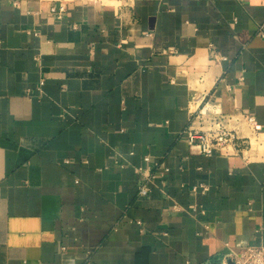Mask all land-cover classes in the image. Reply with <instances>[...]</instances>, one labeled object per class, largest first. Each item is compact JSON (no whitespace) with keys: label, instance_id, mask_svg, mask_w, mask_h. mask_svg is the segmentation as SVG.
<instances>
[{"label":"crops","instance_id":"1","mask_svg":"<svg viewBox=\"0 0 264 264\" xmlns=\"http://www.w3.org/2000/svg\"><path fill=\"white\" fill-rule=\"evenodd\" d=\"M58 1L0 0V264L264 244V0ZM219 124L236 144L188 145Z\"/></svg>","mask_w":264,"mask_h":264},{"label":"built area","instance_id":"2","mask_svg":"<svg viewBox=\"0 0 264 264\" xmlns=\"http://www.w3.org/2000/svg\"><path fill=\"white\" fill-rule=\"evenodd\" d=\"M64 0H59L57 4H53L50 7V12L56 17L61 18L63 12L65 11ZM261 36H264L263 32H260ZM40 83L42 81L40 80ZM187 136L188 145H195L198 151L205 155H211L214 151L220 150L226 144L231 141L236 144L234 136L227 130L225 127L220 124L215 128L209 129H196L186 127L184 129ZM144 160H148V156H144ZM167 167H163L161 173L167 171ZM136 171L139 173V178L136 183V190L138 195L145 196L149 193L150 182L155 176V172L151 169L145 167H137ZM201 186L202 189H205V186ZM199 186L191 187L192 190H197ZM177 208L176 205H174ZM194 209V208H193ZM137 223H140L139 220H136ZM220 264H264V244H248L240 248L238 251H235L221 259Z\"/></svg>","mask_w":264,"mask_h":264},{"label":"water","instance_id":"3","mask_svg":"<svg viewBox=\"0 0 264 264\" xmlns=\"http://www.w3.org/2000/svg\"><path fill=\"white\" fill-rule=\"evenodd\" d=\"M218 264H220V263H218Z\"/></svg>","mask_w":264,"mask_h":264}]
</instances>
